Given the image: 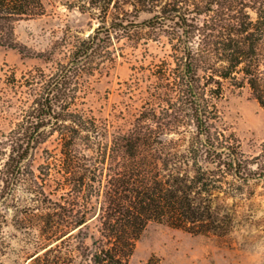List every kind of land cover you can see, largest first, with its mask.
I'll return each instance as SVG.
<instances>
[{
	"label": "trees",
	"instance_id": "16d2710c",
	"mask_svg": "<svg viewBox=\"0 0 264 264\" xmlns=\"http://www.w3.org/2000/svg\"><path fill=\"white\" fill-rule=\"evenodd\" d=\"M111 2L93 33L35 53L44 69L11 76L0 233L10 210L35 229L28 264H128L149 224L222 235L233 222L226 199L259 183L264 196V142L247 155L218 107L229 85L264 110V0H117L116 14ZM44 13L42 0H0V46L22 51L15 23ZM140 32L167 48L132 69L122 93L138 109L96 115L92 79Z\"/></svg>",
	"mask_w": 264,
	"mask_h": 264
},
{
	"label": "rangeland",
	"instance_id": "374dc122",
	"mask_svg": "<svg viewBox=\"0 0 264 264\" xmlns=\"http://www.w3.org/2000/svg\"><path fill=\"white\" fill-rule=\"evenodd\" d=\"M107 0H42L45 13L39 17L20 20L14 25V38L22 51L0 46V139L14 121L7 109L10 97L11 76L19 80L30 70L47 65L35 53H45L59 47L71 37H85L101 26L103 7ZM117 0L108 10L116 14ZM121 1V0H120ZM120 5V4H119ZM108 17V16H107ZM150 17L141 13L138 20ZM109 21V18H107ZM145 32L136 33L131 40L123 41L126 56L117 59L108 74L96 75L92 91L86 99L96 115L112 108L124 110L126 117L134 115L138 104H129L122 91L129 83L133 67L148 64L163 56L161 42L146 41ZM147 43V44H145ZM131 46H134L131 48ZM128 101V102H127ZM224 123L239 137L247 155H255L264 142V110L252 98L249 90L226 85L224 98L219 101ZM249 192L228 198L222 203L230 210L233 222L229 232L222 235H192L164 224H149L135 244L128 264H264V196L262 184H252ZM16 196L23 203V196ZM35 229L14 224L13 214L7 213V222L0 233V259L3 264H28L36 251Z\"/></svg>",
	"mask_w": 264,
	"mask_h": 264
}]
</instances>
